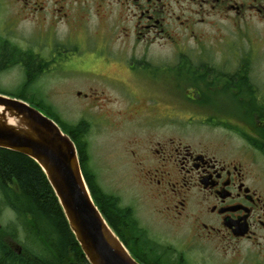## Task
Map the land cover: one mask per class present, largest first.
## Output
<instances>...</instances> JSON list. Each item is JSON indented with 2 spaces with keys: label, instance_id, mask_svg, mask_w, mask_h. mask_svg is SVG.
Wrapping results in <instances>:
<instances>
[{
  "label": "flooded vegetation",
  "instance_id": "af4514ba",
  "mask_svg": "<svg viewBox=\"0 0 264 264\" xmlns=\"http://www.w3.org/2000/svg\"><path fill=\"white\" fill-rule=\"evenodd\" d=\"M250 17L264 20V0H0V75L15 68L25 78L31 72L44 75L56 63L114 88H140L129 76L133 63L152 68L159 60L173 72V90L163 92L164 97L174 92L179 109L158 103L138 113L146 114L136 123L147 130L146 138L134 136L126 152L154 216L177 228L187 224V230L178 248L162 242L141 223L135 207L120 203L136 237L126 243L119 238L140 264H168L171 255L175 264H191L188 255L205 248L218 264H264V101L256 105L252 100L262 92L252 80L261 59L250 53H211L224 43L230 47L234 37L201 31L216 29L221 18L239 35ZM21 23L29 24L30 38L19 31ZM86 42L91 50L81 55L78 48ZM157 46L172 50L167 60L154 58L150 51ZM14 59L19 61L10 63ZM98 88L90 86L92 93ZM135 95L116 118L103 116L102 124L116 126L122 116L135 120L130 115L140 109ZM144 97L147 103L149 96ZM84 99L96 101L92 94ZM84 121L85 130L91 129ZM171 125H212L228 130L238 145L226 149L223 140L188 142L183 132L168 133ZM15 214L22 229L15 225L5 234L0 227L8 256L40 251L26 233L28 223Z\"/></svg>",
  "mask_w": 264,
  "mask_h": 264
},
{
  "label": "rangeland",
  "instance_id": "374dc122",
  "mask_svg": "<svg viewBox=\"0 0 264 264\" xmlns=\"http://www.w3.org/2000/svg\"><path fill=\"white\" fill-rule=\"evenodd\" d=\"M233 26L235 25L231 22L219 18L216 29L208 27L201 29V31L207 32L209 36H218V38L234 37L233 44L230 47H227V43L223 42L224 44L219 46L218 49L215 48L216 50L210 51L211 53H250L252 57L260 56V64L254 73L255 76H252V80L262 86V92L254 95L252 99L253 104L259 105V101H264V20L253 17L248 18L241 25V31L244 32L239 35L232 33ZM18 29L23 35L30 38L29 24L21 23ZM91 44V42H86L84 45L79 46L78 53L81 55L85 52L88 53L91 50ZM72 49L74 50V48ZM150 52L155 59L161 57L160 60H167L168 57L165 54L168 55L172 50L169 47L160 48L157 46ZM153 61H155V64L152 68L133 63L135 72L129 73V76H133L132 81H137L141 85L140 88H135V86L131 88L129 85H115L116 88H114L103 80L89 78L84 76L82 72L66 71L64 66L54 63L51 66V73L47 72L40 76L28 89L27 93L31 94L37 102L49 107L54 116L60 121L59 126L66 133H68L67 128L74 129L85 119L87 123L91 124V129L83 130L82 139L88 142L89 170L96 176L99 187L105 193L118 198L121 205L135 207L139 220L152 231L151 233L155 237H159L163 239L162 242L167 241L178 248L177 242L184 237L187 224L185 226L181 224L180 228H177L154 216L152 202L147 199L148 194L145 187L138 184L136 171L132 166L130 156L126 152L134 136L142 139L146 138L147 130L136 126V123L142 121L141 119H144L143 116L146 114L141 115L138 113L142 110L148 113L145 108L155 106L158 103L173 107L175 105L173 104L175 100L173 97L174 92H170V95L166 97H164L165 93L163 92L170 88L173 90L176 83L172 78L173 72L167 70L161 64V61ZM121 64L123 68H126L125 61ZM123 74L124 72L122 77L125 79L126 76ZM24 81L25 77L19 69H10L0 75V93L10 97H19L18 93ZM90 86L93 89L99 86L98 91L92 93ZM142 86H148V90ZM101 90H105V93L99 92ZM78 91L81 92V96L77 95ZM133 91L136 98L140 100L137 106L141 109H136L130 114L133 117L131 119L135 120L128 121L123 119L125 116H122L119 117L120 120L117 121L118 125L116 126H111L110 123L107 126L102 124L101 118L103 116L108 115L110 118H116L122 110H125L124 108H127L128 103L131 102L129 100L133 101ZM85 94H92L93 99H96V101L89 104L84 99ZM146 95L149 96L147 103L144 101ZM24 99L31 102L27 98ZM174 108L179 109V107ZM187 110L194 111L193 109ZM42 112L47 114L46 111L42 110ZM47 116L49 115L47 114ZM167 132L171 134L183 132V135H181L188 142H193L197 138L210 144L223 140L228 143L226 149H234L238 145L229 136L228 130L214 128L212 125H193L186 126L184 129L182 126L171 125L168 127ZM17 218V215L8 207H0V227L6 231H12L11 229L15 225L18 227L19 223L17 222L21 223V221H18ZM18 228L19 230L22 229V227ZM179 229L181 231H178ZM211 251L209 248L196 250L188 255V259L191 264H218V257ZM172 257L174 256L166 257L168 264H175L176 261Z\"/></svg>",
  "mask_w": 264,
  "mask_h": 264
},
{
  "label": "trees",
  "instance_id": "16d2710c",
  "mask_svg": "<svg viewBox=\"0 0 264 264\" xmlns=\"http://www.w3.org/2000/svg\"><path fill=\"white\" fill-rule=\"evenodd\" d=\"M18 61L19 59H14L10 63L14 64ZM45 67L44 65L43 69ZM42 74L43 72L35 74L31 72L25 78L18 93L19 97L15 98L26 102L24 98L29 99L35 105L28 101L29 104L46 111L49 117L59 124L60 121L49 107L37 102L27 93ZM85 125L86 121H82L74 129L67 128V134L76 144L82 173L94 202L118 237L120 236L126 243L127 240L136 237V234L130 226H127L125 209L120 206L118 198L105 193L99 187L96 176L89 170V145L82 139ZM0 195V207L6 206L19 214L21 220L24 219L28 223L25 230L28 235H32V244L42 247L40 251L28 249L31 252H26V257H9L8 247L3 239L5 235L1 233L0 264H88L69 228L52 187L41 168L31 158L0 148ZM6 233L8 232L5 231Z\"/></svg>",
  "mask_w": 264,
  "mask_h": 264
},
{
  "label": "water",
  "instance_id": "95a60500",
  "mask_svg": "<svg viewBox=\"0 0 264 264\" xmlns=\"http://www.w3.org/2000/svg\"><path fill=\"white\" fill-rule=\"evenodd\" d=\"M0 148L41 168L88 264H140L94 202L76 144L55 120L22 99L0 94Z\"/></svg>",
  "mask_w": 264,
  "mask_h": 264
}]
</instances>
